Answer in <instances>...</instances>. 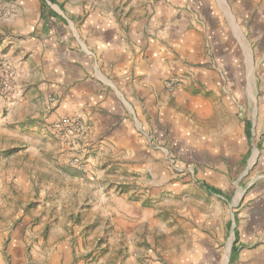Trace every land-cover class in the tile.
<instances>
[{"label": "rangeland", "instance_id": "obj_1", "mask_svg": "<svg viewBox=\"0 0 264 264\" xmlns=\"http://www.w3.org/2000/svg\"><path fill=\"white\" fill-rule=\"evenodd\" d=\"M15 1L0 0V25ZM75 1L40 0L28 28L0 29V74L12 75L10 97L0 98V264H264V0H152V189L148 173L117 170L121 155L98 157L89 121L46 120L65 90L36 99V63L29 106L14 114L24 91L4 65L15 63L11 39L38 38L52 11L80 26ZM64 121L76 132L64 134ZM24 153L41 156L40 171L24 166ZM53 153L61 174L42 161ZM106 187L149 218L123 228L119 201L102 200Z\"/></svg>", "mask_w": 264, "mask_h": 264}, {"label": "crops", "instance_id": "obj_2", "mask_svg": "<svg viewBox=\"0 0 264 264\" xmlns=\"http://www.w3.org/2000/svg\"><path fill=\"white\" fill-rule=\"evenodd\" d=\"M15 3L17 6L12 8L16 9V15H10L0 25V29L5 27L12 33L19 29L18 32H22L24 26L28 28L30 22L40 17V0ZM75 4L76 12L86 14L80 26L71 16L67 20L52 11L53 17L48 16L38 23V38L11 39L9 55L16 54L15 66L9 62L4 65L12 66L14 83L24 91L21 103L14 107V114L21 116L23 107L29 106L25 84L30 79V64L36 63L42 68L36 99L44 104L51 91L56 92L61 86L65 90L64 94L58 93L62 96L58 104H50L51 109H56L46 120L75 117L89 121L92 137L100 139L98 157L102 152L121 155L115 165L117 170L138 172L134 176L138 178L148 173L151 187L152 146L148 141L152 133V0H76ZM206 4L208 10L215 11V3ZM117 76L122 79L114 80ZM36 115L28 117L27 121L36 123L33 120ZM146 116L150 117L148 121ZM23 156L24 166L32 172L40 171L41 168L34 165L41 156L37 157L36 153ZM62 157L53 153L42 161L48 169L57 168L61 174L58 168L63 165ZM133 183L136 189L138 186V192H142L141 179L134 178ZM107 189L100 190L102 200L109 197L111 201H119L116 215L123 228L132 229L149 218L141 202H128L123 194L106 193ZM85 195L95 210H104L88 193ZM102 213L111 216V213Z\"/></svg>", "mask_w": 264, "mask_h": 264}, {"label": "built area", "instance_id": "obj_3", "mask_svg": "<svg viewBox=\"0 0 264 264\" xmlns=\"http://www.w3.org/2000/svg\"><path fill=\"white\" fill-rule=\"evenodd\" d=\"M171 86V84H168V87ZM12 93V75L9 73L6 74H0V98H7L10 97ZM75 122L71 121H64L60 125H62L63 129L65 130L64 134L66 133H72L76 132L74 130L75 127ZM59 125V126H60ZM60 131V128L58 129Z\"/></svg>", "mask_w": 264, "mask_h": 264}, {"label": "trees", "instance_id": "obj_4", "mask_svg": "<svg viewBox=\"0 0 264 264\" xmlns=\"http://www.w3.org/2000/svg\"><path fill=\"white\" fill-rule=\"evenodd\" d=\"M52 14V13H51ZM247 127L249 128V125H247ZM248 128H246V134L247 135H249L250 133H249V131H248ZM209 192H212V193H214V194H218L219 193V191H217V190H215V189H213V188H210V187H205ZM232 254H231V256H235V254H236V252H237V250L235 249V248H232Z\"/></svg>", "mask_w": 264, "mask_h": 264}]
</instances>
